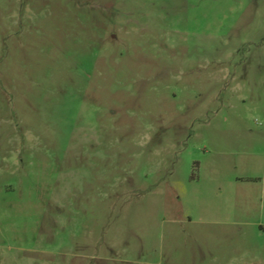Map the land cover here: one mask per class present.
I'll return each mask as SVG.
<instances>
[{"label":"rangeland","instance_id":"obj_1","mask_svg":"<svg viewBox=\"0 0 264 264\" xmlns=\"http://www.w3.org/2000/svg\"><path fill=\"white\" fill-rule=\"evenodd\" d=\"M0 264H264V0H0Z\"/></svg>","mask_w":264,"mask_h":264}]
</instances>
